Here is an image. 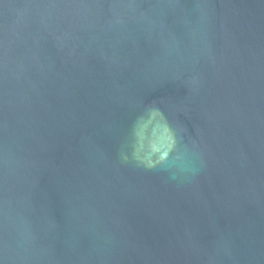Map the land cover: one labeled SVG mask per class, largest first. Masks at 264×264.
I'll return each instance as SVG.
<instances>
[{
    "label": "water",
    "instance_id": "obj_1",
    "mask_svg": "<svg viewBox=\"0 0 264 264\" xmlns=\"http://www.w3.org/2000/svg\"><path fill=\"white\" fill-rule=\"evenodd\" d=\"M0 264H264V0H0Z\"/></svg>",
    "mask_w": 264,
    "mask_h": 264
}]
</instances>
